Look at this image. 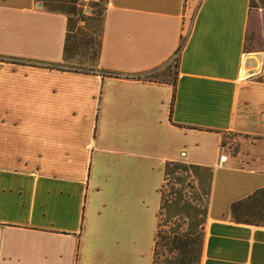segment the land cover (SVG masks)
Instances as JSON below:
<instances>
[{"label": "crops", "instance_id": "0c3cea01", "mask_svg": "<svg viewBox=\"0 0 264 264\" xmlns=\"http://www.w3.org/2000/svg\"><path fill=\"white\" fill-rule=\"evenodd\" d=\"M95 11L0 0V264H154L170 164L207 185L197 264H264L230 210L264 187V4L105 0L86 59Z\"/></svg>", "mask_w": 264, "mask_h": 264}, {"label": "rangeland", "instance_id": "374dc122", "mask_svg": "<svg viewBox=\"0 0 264 264\" xmlns=\"http://www.w3.org/2000/svg\"><path fill=\"white\" fill-rule=\"evenodd\" d=\"M255 1L264 4V0ZM97 2L102 6L105 3L104 0H97ZM102 6L96 7L93 31L78 41L79 50L86 59H93L98 53L99 15ZM173 70L174 61L147 73V75L151 78H165L170 76ZM168 171L167 185L164 186V190L165 199L170 207L166 213L161 211L155 244L154 264H197L200 250L199 232H197V229L193 230L194 227H192L191 222L204 204L207 185L202 187L201 192L194 190L199 182L198 170L194 167L170 164L168 165ZM254 197H248L246 200L240 201L231 211V215L236 221L248 220L252 222L264 218V198L259 195ZM182 230H184L183 233ZM173 235L181 236V241L186 243L185 248L174 249L171 246L170 239Z\"/></svg>", "mask_w": 264, "mask_h": 264}, {"label": "trees", "instance_id": "16d2710c", "mask_svg": "<svg viewBox=\"0 0 264 264\" xmlns=\"http://www.w3.org/2000/svg\"><path fill=\"white\" fill-rule=\"evenodd\" d=\"M104 2H105V0H104ZM105 4V3H104ZM95 7H101L102 6V4H100V3H94L93 4ZM103 8H104V5L102 6V10H103ZM181 48V45L178 47V50ZM0 62H17V61H15V60H13V59H10V58H7V57H0ZM174 65H175V62H174ZM55 67V66H54ZM55 68H58V69H63L64 70V68H62V67H59V66H56ZM65 70H72V69H65ZM91 71H93L94 72V70H92L91 69ZM100 73L101 74H103V75H108V76H121L120 74H118V73H116V72H108V71H100ZM124 77H126V78H134V79H148V80H150V79H152L149 75H147V74H144V75H131V76H129V75H124ZM255 195H259L260 197H263L264 198V187H262V188H260V189H258L256 192H254L253 194H251L250 196H248V197H251V198H255L254 196ZM247 197V198H248ZM242 200H246V198H244V199H242ZM242 200H239V201H236V202H234V203H232L231 204V207H230V210L231 211H233L234 210V208H235V206L240 202V201H242ZM241 222H249L248 220H242ZM190 238V237H189ZM182 240V238H181V236H179V235H173V237H172V239H170V243H171V246L174 248V249H182V248H185V246H186V243L183 241H181ZM198 240H199V242H200V235H199V237H198Z\"/></svg>", "mask_w": 264, "mask_h": 264}, {"label": "built area", "instance_id": "2783aa9c", "mask_svg": "<svg viewBox=\"0 0 264 264\" xmlns=\"http://www.w3.org/2000/svg\"><path fill=\"white\" fill-rule=\"evenodd\" d=\"M79 1L89 9L94 6L93 4L97 0H79ZM224 158H225V154L222 153L219 155V160H223Z\"/></svg>", "mask_w": 264, "mask_h": 264}]
</instances>
